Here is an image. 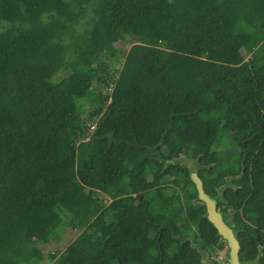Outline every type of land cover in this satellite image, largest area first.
<instances>
[{
    "label": "trees",
    "instance_id": "16d2710c",
    "mask_svg": "<svg viewBox=\"0 0 264 264\" xmlns=\"http://www.w3.org/2000/svg\"><path fill=\"white\" fill-rule=\"evenodd\" d=\"M195 177L264 264V0H0V264H221Z\"/></svg>",
    "mask_w": 264,
    "mask_h": 264
},
{
    "label": "rangeland",
    "instance_id": "374dc122",
    "mask_svg": "<svg viewBox=\"0 0 264 264\" xmlns=\"http://www.w3.org/2000/svg\"><path fill=\"white\" fill-rule=\"evenodd\" d=\"M134 42H132L131 40L128 42H122L120 44V47L125 51L124 54L120 55L118 58L120 60V66H122L124 60H125V54L128 52V50L130 49V47L132 46ZM67 73L66 72H62L59 74V76H65ZM110 92H111V87H108L105 91L104 94L107 96H110ZM96 101V95H91L88 99L85 100V114H84V118H88L89 114H88V110L91 111L93 104H95ZM110 101V98H109ZM100 117L94 119V121L89 120L88 124L90 125V127L92 125H97L98 121H99ZM93 123V124H92ZM93 129L92 127L90 128V134L92 133ZM190 167H192L193 169L197 168V165L191 161V160H184ZM61 211V210H60ZM63 218L66 217V213L64 211H61ZM66 218H64L65 220ZM61 227V228H60ZM59 230L56 232V235L53 236L51 238V240L46 243V244H42V248L44 249L45 252H50V251H56L57 249H61L64 250L68 247V245L75 240L80 234V231H76L74 229H72L71 227H69L68 225H63L60 226ZM58 229V228H57ZM217 259L220 261L221 264H226L227 260H226V255L222 252H220L217 256Z\"/></svg>",
    "mask_w": 264,
    "mask_h": 264
},
{
    "label": "water",
    "instance_id": "95a60500",
    "mask_svg": "<svg viewBox=\"0 0 264 264\" xmlns=\"http://www.w3.org/2000/svg\"><path fill=\"white\" fill-rule=\"evenodd\" d=\"M201 198L207 208L208 217L217 228L222 239L227 243L226 258L229 264H249L243 261L239 254L240 242L237 240L233 229L225 220V212L219 208L218 201L212 196L205 194L200 178H194Z\"/></svg>",
    "mask_w": 264,
    "mask_h": 264
},
{
    "label": "built area",
    "instance_id": "2783aa9c",
    "mask_svg": "<svg viewBox=\"0 0 264 264\" xmlns=\"http://www.w3.org/2000/svg\"><path fill=\"white\" fill-rule=\"evenodd\" d=\"M91 127H92V129L94 130L95 127H96V125H92ZM92 132H93V131H92ZM87 139H89V137H87ZM226 264H229V262L227 261Z\"/></svg>",
    "mask_w": 264,
    "mask_h": 264
},
{
    "label": "clouds",
    "instance_id": "9594fccd",
    "mask_svg": "<svg viewBox=\"0 0 264 264\" xmlns=\"http://www.w3.org/2000/svg\"><path fill=\"white\" fill-rule=\"evenodd\" d=\"M90 135H91V134H89V136H88L89 138H90ZM86 139H87V138H86Z\"/></svg>",
    "mask_w": 264,
    "mask_h": 264
},
{
    "label": "flooded vegetation",
    "instance_id": "af4514ba",
    "mask_svg": "<svg viewBox=\"0 0 264 264\" xmlns=\"http://www.w3.org/2000/svg\"><path fill=\"white\" fill-rule=\"evenodd\" d=\"M220 208V207H219ZM222 210V208H220Z\"/></svg>",
    "mask_w": 264,
    "mask_h": 264
}]
</instances>
